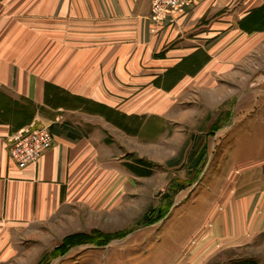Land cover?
<instances>
[{
	"label": "crops",
	"instance_id": "0c3cea01",
	"mask_svg": "<svg viewBox=\"0 0 264 264\" xmlns=\"http://www.w3.org/2000/svg\"><path fill=\"white\" fill-rule=\"evenodd\" d=\"M263 3L198 0L173 22L153 23L151 0H0V264H35L33 239L76 190L92 189L84 184L92 173L124 172L119 138L155 142L177 126L199 133L187 170L210 172L187 202L198 232H160L132 264H207L235 249L264 264V157H256L264 136H245L243 157L224 148L210 159L220 136L231 140L226 130L243 106L227 100L236 93L229 81L264 42V31L239 23ZM47 85L67 99L47 102ZM17 102L33 104L22 127L48 126L53 140L23 167L8 157Z\"/></svg>",
	"mask_w": 264,
	"mask_h": 264
},
{
	"label": "rangeland",
	"instance_id": "374dc122",
	"mask_svg": "<svg viewBox=\"0 0 264 264\" xmlns=\"http://www.w3.org/2000/svg\"><path fill=\"white\" fill-rule=\"evenodd\" d=\"M170 19L174 21L173 17ZM261 43L238 62L237 75L229 81L236 93L227 100H241L243 106L235 110L239 114L231 120V129L226 130L231 140L224 143L220 136L210 159H215L224 148L235 149L243 157L245 136H264V42ZM177 130L171 138L168 134L155 142H148L146 135L139 142L125 136L119 138L124 151V172L92 173L91 182H84L85 186L92 183V189L76 190L72 203L47 223L44 236L33 239L32 242L37 240L34 250L38 251L31 253L38 256L35 264H132L147 258L144 256L152 250L150 247L160 232H198L194 229L198 218L187 202L210 179V172L199 178L197 170H187L185 161L195 142L192 134L199 133L187 126H177ZM256 157L263 158L264 150ZM138 158L156 166L137 162ZM170 202V209L164 212ZM197 240V236L193 237L190 245ZM57 246L59 251L67 246L69 249L58 255L54 251ZM248 258L242 249H235L211 257L207 264H229L227 261L232 259Z\"/></svg>",
	"mask_w": 264,
	"mask_h": 264
},
{
	"label": "built area",
	"instance_id": "2783aa9c",
	"mask_svg": "<svg viewBox=\"0 0 264 264\" xmlns=\"http://www.w3.org/2000/svg\"><path fill=\"white\" fill-rule=\"evenodd\" d=\"M198 0H151L150 18L163 22L174 13H184ZM171 20V19H170ZM8 157L19 167L35 164L39 156L52 146V135L48 126L30 124L19 128L8 138Z\"/></svg>",
	"mask_w": 264,
	"mask_h": 264
},
{
	"label": "trees",
	"instance_id": "16d2710c",
	"mask_svg": "<svg viewBox=\"0 0 264 264\" xmlns=\"http://www.w3.org/2000/svg\"><path fill=\"white\" fill-rule=\"evenodd\" d=\"M240 27L244 30L247 31H255V30H262L264 29V4L255 8L252 12H250L246 17H244L240 23H239ZM57 88L52 86V85H47L46 87V92H45V98L46 101L51 103L54 99H56L57 97ZM61 93V92H60ZM58 95H61V94ZM60 97L67 99V95H61ZM90 103V102H89ZM33 104L31 102H26L25 104H19L17 102V106L15 109H12L10 111L11 114V120L15 121V127H17V129L21 128L22 125H24L27 121L30 120L31 115L33 114ZM8 111V109H7ZM106 116L113 120L114 122L116 121L115 118L111 115L110 110L108 111V113H106ZM119 123V122H118ZM121 125L124 129L127 130V126L123 125V124H119ZM137 162H146L148 165L150 166H156L155 163L150 162L148 160H143L141 158H138L136 160ZM199 173H197L198 176ZM171 202L168 203L165 207L164 212H167L168 209H170L171 206ZM59 247L57 246L54 251L56 254L59 255V253L63 254L65 253L68 249L69 246L65 247V249L63 251H59L58 250ZM48 263V262H47ZM229 264H257V261L255 259L252 258H248V259H236V260H231L229 262Z\"/></svg>",
	"mask_w": 264,
	"mask_h": 264
}]
</instances>
